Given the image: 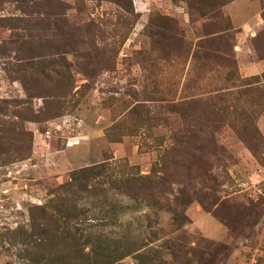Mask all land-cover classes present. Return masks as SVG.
Returning <instances> with one entry per match:
<instances>
[{"label": "rangeland", "instance_id": "1", "mask_svg": "<svg viewBox=\"0 0 264 264\" xmlns=\"http://www.w3.org/2000/svg\"><path fill=\"white\" fill-rule=\"evenodd\" d=\"M38 4L0 0V264L29 263L54 200L78 232L145 250L122 264H264V0ZM127 174L148 188L134 200L108 182Z\"/></svg>", "mask_w": 264, "mask_h": 264}, {"label": "trees", "instance_id": "2", "mask_svg": "<svg viewBox=\"0 0 264 264\" xmlns=\"http://www.w3.org/2000/svg\"><path fill=\"white\" fill-rule=\"evenodd\" d=\"M103 1L112 2L125 12L129 13V0ZM225 4L226 2L222 1L219 4L217 3L219 7H222ZM38 5L42 8H51L50 0H39ZM60 10L61 12H64L62 9ZM61 21L65 25L66 20L62 19ZM40 36H38V39L40 38V47L43 49V42L48 40V37L53 36V31L50 30L48 25H42L40 27ZM60 36L62 35L60 34ZM11 44L12 43L10 42V45ZM17 60L20 64L19 72H21L23 66L21 63L25 59L19 58ZM262 78H264V76ZM252 81L254 82L247 83L246 85L251 86L258 84L259 82L257 80ZM250 149L253 150L251 145ZM107 165L108 164H100L79 169L71 175L68 183L60 187L61 190H64L65 193L72 197L78 192L88 191V184L105 176ZM130 175L131 174L123 175L118 178L115 177L114 181L110 179L108 182L110 184L114 183L115 190H120L121 193L131 198V200H134L135 198L133 196L135 195L133 194L139 192L140 189L144 191L148 190V188L144 186V180L142 178H134ZM137 181L140 182V185H136ZM159 183L164 184L165 181L162 179L159 180ZM56 201L57 200H54L50 202L48 206L37 208L36 210L38 214H36V220L33 219L31 226L32 231L34 230L36 233L34 241L22 244V246H24L22 251L25 253L23 256L24 259L29 262L28 264H122L120 261L132 253L138 255V261L140 263L148 260L145 256V250L140 253L143 249L142 247L134 248L130 245L129 248L124 246L120 249L117 247H109L108 244H103L98 239L94 240V237L87 232L83 234L81 231L78 232L79 227L76 229V225H80L86 219H81L75 215V206H73L72 203L61 201L60 207L62 209L55 208L54 215H51L49 210L51 208L53 210V204L56 203ZM221 220L224 221L225 219L221 218ZM224 222L232 232H235L238 229V227L233 224L234 221L226 220ZM60 243H62V247H58ZM33 248L34 251H31ZM58 248L61 249L59 250ZM86 249H88V251H86Z\"/></svg>", "mask_w": 264, "mask_h": 264}]
</instances>
